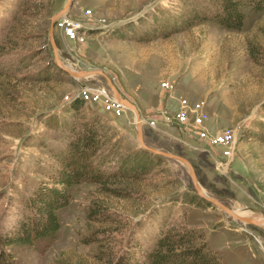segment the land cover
I'll use <instances>...</instances> for the list:
<instances>
[{
  "label": "rangeland",
  "instance_id": "rangeland-1",
  "mask_svg": "<svg viewBox=\"0 0 264 264\" xmlns=\"http://www.w3.org/2000/svg\"><path fill=\"white\" fill-rule=\"evenodd\" d=\"M66 1L0 0V231L25 210L23 198L52 183L51 149L65 152L85 125L97 129L94 160L107 177L71 186L54 239L0 246L10 264H115L124 254L139 261L159 229L174 223L201 230L221 264H264L263 223L202 200L183 160L142 146L135 110L119 102L106 77L137 106L144 142L185 156L205 193L264 219V7L254 6L260 0H240L239 27L211 17L220 9L215 0H73L67 15L106 24L74 41L55 20L59 58L91 71L83 76L55 61L50 23ZM69 99L83 100L77 111ZM200 100L209 113L202 128H238L231 156L177 120L184 102ZM134 157L148 168L117 172Z\"/></svg>",
  "mask_w": 264,
  "mask_h": 264
},
{
  "label": "trees",
  "instance_id": "trees-1",
  "mask_svg": "<svg viewBox=\"0 0 264 264\" xmlns=\"http://www.w3.org/2000/svg\"><path fill=\"white\" fill-rule=\"evenodd\" d=\"M215 2L220 9H217L211 17L227 26L239 27L242 17L238 9L240 0H215ZM254 6L255 9H262L263 0L257 1ZM82 101V99L74 100L70 104V109L77 111ZM100 148L97 129L90 125H85L82 132L67 143L64 150L68 154L53 147L51 153L55 157L53 162L55 166L53 172H48L52 183H41L34 192L23 198L25 210H21V215L13 224L0 231V246L20 243L35 245L38 240L54 239L60 228L58 209L68 204L71 186L87 179L100 181L107 177L108 171L102 169L99 162L94 160L100 153ZM122 161V165L117 170L120 173L121 171L138 172L149 166L147 160L138 157ZM100 173L103 177L99 176ZM201 199L206 198L201 196ZM164 227L159 229L156 241L150 249L143 252L139 261L131 262L124 254L114 260L115 264H221L219 255L207 247V241L201 230L182 223ZM132 253L136 254L135 251ZM8 255L9 253L0 247V264H10Z\"/></svg>",
  "mask_w": 264,
  "mask_h": 264
},
{
  "label": "built area",
  "instance_id": "built-area-1",
  "mask_svg": "<svg viewBox=\"0 0 264 264\" xmlns=\"http://www.w3.org/2000/svg\"><path fill=\"white\" fill-rule=\"evenodd\" d=\"M91 12V9H86L87 14ZM57 19H60L59 23L65 28L66 35L74 41H85L86 35L90 29L106 27V24L101 25L85 18L67 15V13L60 15ZM164 85L170 86V83L164 82ZM86 98L88 97L86 96ZM208 117L209 113L205 108L204 100L197 101L192 105L188 102H184L176 111V118L178 121L182 123H191V125L197 127L196 132L199 134L201 140H205L211 145L224 147V154L231 156L238 138V128L236 126H229L217 132L210 133L207 129L201 127Z\"/></svg>",
  "mask_w": 264,
  "mask_h": 264
},
{
  "label": "water",
  "instance_id": "water-1",
  "mask_svg": "<svg viewBox=\"0 0 264 264\" xmlns=\"http://www.w3.org/2000/svg\"><path fill=\"white\" fill-rule=\"evenodd\" d=\"M72 2L73 0H67L64 7L59 10L56 14H54L51 18V23H50V32H51V42H52V45H53V48H54V53H55V61L57 63V65L63 69H65L67 72H69L70 74H73V75H83V74H86L87 72H90V71H86L84 69H80V70H74L72 68H70L69 66L65 65L64 63H62V61L60 60L59 58V54H58V51H57V45H56V41L53 37V34H52V30H53V26H54V23H55V20L60 16V15H63L64 13H67L72 5ZM98 71L100 72H103L102 70H99ZM108 81H109V84L111 85L112 89L114 90L116 96L119 98V100L125 104L126 106L132 108L135 110L136 112V120H137V126H138V131H139V141L140 143L142 144V146H144L145 148L153 151V152H156V153H160V154H164V155H167V156H175L185 162H187V164L189 165L190 169H191V174H192V177H193V180H194V183H195V186H196V189L198 191V193L206 198L207 200L209 201H212L214 202L215 204L219 205L220 207H222L223 209H225L227 212H229L230 214L234 215L235 217L241 219V220H244V221H248V222H255V223H260L252 218H248V217H244V216H241V215H238L235 210L226 205L225 203H223L222 201H220L219 199H217L216 197L214 196H210L208 195L207 193H205L202 188L198 185L197 183V179H196V174H195V170H194V167L192 165V163L190 162V160L188 158H186L185 156H182V155H179V154H174L170 151H167V150H163V149H160V148H157V147H153V146H150L148 145L146 142H144V139L142 137V123H141V118H140V112L137 108V106L131 102L128 98H124L120 95V93L118 92V90L116 89V86L114 85V83L112 82V79L106 75Z\"/></svg>",
  "mask_w": 264,
  "mask_h": 264
},
{
  "label": "bare ground",
  "instance_id": "bare-ground-1",
  "mask_svg": "<svg viewBox=\"0 0 264 264\" xmlns=\"http://www.w3.org/2000/svg\"><path fill=\"white\" fill-rule=\"evenodd\" d=\"M89 71V70H88ZM87 73H91V71L90 72H87ZM86 73V74H87ZM83 75H85V74H83ZM82 75V76H83ZM77 76H80V75H77ZM116 98V97H115ZM117 99V98H116ZM118 100V99H117ZM120 101V100H119ZM121 102V101H120ZM122 103V102H121ZM128 107V106H127ZM141 118V117H140ZM142 121V120H141ZM185 162V161H184ZM186 164H187V162H185ZM188 165V164H187ZM189 166V165H188ZM238 215H241V216H244V217H248V218H252V219H254V220H256V221H258V222H260V223H263V225H264V219H261L260 220V218L258 219V218H255V215L254 214H252V215H246V214H242V213H239V212H237V211H235ZM244 221V220H243ZM246 222H248V221H246Z\"/></svg>",
  "mask_w": 264,
  "mask_h": 264
}]
</instances>
